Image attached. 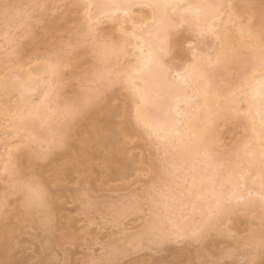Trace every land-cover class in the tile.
<instances>
[{
  "label": "snow or ice",
  "instance_id": "obj_1",
  "mask_svg": "<svg viewBox=\"0 0 264 264\" xmlns=\"http://www.w3.org/2000/svg\"><path fill=\"white\" fill-rule=\"evenodd\" d=\"M47 7L43 3L16 4L5 0L0 4V22L9 30L18 33L29 31L41 21V12ZM83 7H115L124 9V22L113 18L110 14H86V22L72 35L74 39L68 40L54 53V62L48 68L52 80L46 82L44 88L36 86L25 87L21 96H27L32 105L31 111L19 110L15 113L18 128H25L28 122L35 118L39 108L48 103L50 96L58 95L57 89L63 88L58 80L62 77V70L73 65V56L81 58L90 57L94 63L92 78L87 74L80 78V94L70 105H66L58 115L59 124L63 130L52 133L50 144L63 148L70 135V127L77 117L81 116L94 103L99 102L104 92L122 83L130 88L133 103L136 108L138 122L153 130L161 126L159 120L151 125L143 120V113L149 109H159L160 102L172 93L187 91L193 81H203L204 87L191 96H184V103L192 108L186 113L190 119H199L203 114L207 123H210L214 114V107L210 105V98L224 102V109L235 119H245L253 127L254 109L259 107L261 116L259 142L256 143L255 131L253 136L241 142L234 153L235 160L227 179L229 181L259 182L261 188L260 206L261 217L259 223H253L249 231L237 235L230 230L229 239L234 241V247H228L221 256L206 257L199 264H264V0H260V10L253 11L256 5L250 2L234 3L232 0H201L197 3H185L183 0H130L118 5H84ZM140 10L141 23H137L132 16L133 10ZM131 26L126 27L128 22ZM118 24L119 27L112 32L104 29L106 24ZM184 28L192 33L196 39L197 47L204 51L197 53L183 70L176 73L170 70L165 63L164 55L158 54L153 48V42L163 37L167 41L172 31ZM145 46H134L135 63L124 65L122 60L129 56V38L137 41L145 39ZM241 39L236 41L233 35ZM211 41L212 47L207 48ZM164 48L159 53H164ZM219 70L217 74H231L235 70H242L245 81L255 80L259 90L245 91L243 85L238 88H229L227 91L213 90L212 77L208 69ZM223 79V77H221ZM101 87L104 91H101ZM8 86L5 85L7 91ZM208 128L201 130L198 137L193 138L189 130L187 136L179 131L173 134L180 138L183 151L191 156V168L194 170L197 158L203 157L206 167L213 168V155L205 144V135ZM57 136L59 137L57 139ZM34 137L27 142H21L19 147L32 152L34 158L39 154L32 150ZM45 155L50 154L49 149L42 150ZM222 167V165H221ZM3 175L9 180V188L13 195L20 197L24 209L31 211L37 209L45 218H50V208L47 191L37 183V177L31 170L20 171L15 168L4 170ZM212 189L207 196L200 195L197 199L207 204V214L202 213V219L191 231L184 227L185 209L189 206L177 200L174 205H165L161 214L158 205H153V214L156 219L143 234L134 237L121 245L112 243L93 244L89 249V256L84 264H121L120 257L131 251H138L149 246H159L170 241L181 242L190 240L200 242L212 232L217 231L216 223L225 217L230 218L236 211V205L241 201H234L231 197L217 196L215 194L216 176L206 177ZM7 197V193H5ZM211 197V199H208ZM251 203V201H249ZM192 211L197 206H191ZM257 255L260 257L256 259ZM49 264H68L67 261L54 259Z\"/></svg>",
  "mask_w": 264,
  "mask_h": 264
},
{
  "label": "rangeland",
  "instance_id": "obj_2",
  "mask_svg": "<svg viewBox=\"0 0 264 264\" xmlns=\"http://www.w3.org/2000/svg\"><path fill=\"white\" fill-rule=\"evenodd\" d=\"M4 2L5 0H0V4ZM8 2L21 5L43 3L47 7L41 12L40 23L27 32L18 33L14 28L10 31L3 22H0V66L3 72L5 70L4 75L16 74L17 69L21 70V73L18 72L23 75L26 71L36 73L37 70H42L47 65L46 63L56 59L54 53L62 45L74 39L72 34L86 21V17L82 18L83 13L79 12V8L76 9L77 6L75 7L76 4L72 0H8ZM249 2L256 5L253 10L256 13L260 9V0H249ZM136 11V14H142L141 11ZM103 27L104 29L106 27L107 32L113 31L111 24ZM173 33L178 45L172 53L165 57V62L171 71L192 61L190 54L192 47L204 51L197 47L194 35L184 28H178ZM211 46L212 42L209 41L207 48ZM93 63L90 57L81 58L79 55H74L73 65L62 71L63 78L61 77L58 82L64 87L58 90L65 91L66 99L64 98L63 104L77 97V92L80 91V78L91 69L90 65ZM6 69L10 72L7 73ZM123 89L125 90L117 85L107 92L105 95L107 99L102 104L111 100L112 106H115L114 110L118 109L119 114L128 115L127 109L133 118L130 114L132 110L129 111L133 109L129 103L130 95L127 89L123 93ZM0 97L4 99L3 93L2 96L0 93ZM13 98L10 99L16 101L18 97ZM124 115H119L114 120L116 136L119 147L123 146L125 148L123 152L132 155L133 161L135 160L125 177H116L110 182L103 178L104 168L96 151L99 145L93 143L84 146L82 144L83 137L87 131L92 129V118L84 116L79 117L74 123L77 137L69 142V148L56 149L48 158L35 162L36 167L44 172L46 190L53 199L55 198L52 205V216L55 218L50 222V226L53 225L56 232H65H61L64 235L63 238H61V233H59L60 236L58 232L52 234L48 227L39 222L35 223L27 217H18L21 214L19 207L22 200L12 194L9 180L3 175L2 166L6 157L4 152H8L6 148L11 149L10 151L13 150L12 147L15 151L17 149V152H12L14 155L22 153L23 149L17 144L20 141L19 137L17 139L13 136L14 130L7 128L8 120H2L3 124L0 126L6 128L4 130L2 126L0 127V134H2L0 135V230L7 228V230H12L13 234L15 233L11 240L13 246L11 256L15 260L20 256L19 246H23L26 248L25 264H49L54 259L67 261L68 264H84L93 244L112 243L123 246L128 235L136 237L146 232L148 224L155 220L152 212L153 205H158L157 211L161 212L163 203L167 200H180L187 204L189 207L185 209V215L189 217V209L193 200L183 197L187 193L188 182L180 179L172 180L168 175L163 174L168 168L167 157L159 153V147L157 148L153 142L149 143L153 138L149 136L148 141L149 137L146 138L143 135L144 129L139 128L135 119L133 121L136 122V129L134 130V124H131L133 122L126 120L131 117L125 116L126 119H124ZM128 130L131 131L130 134L126 132ZM218 133L217 150L224 154L234 153L241 145V140L247 138L244 123L239 119L223 122L218 128ZM71 158L78 159V165L81 163L79 169H73L68 163ZM54 167H59L61 170L71 169V171L68 172L66 178L57 183L53 172ZM118 208H121L120 212L117 211ZM257 215L258 212L236 210L230 218L225 217L217 222V231L212 232L200 242L170 241L159 246L145 247L121 256V264L138 259L148 264L157 257L168 252H177L179 249H187L192 255V259L187 260L185 264H199L206 257H215L213 253L211 254V250L219 253L217 256H221L226 248L234 247V241L227 236L228 231L243 235L249 231L253 223H259ZM35 218L40 220L45 217L37 212ZM65 234H68L67 238ZM256 259L259 260L260 257L257 255ZM0 261L3 259L0 258Z\"/></svg>",
  "mask_w": 264,
  "mask_h": 264
},
{
  "label": "bare ground",
  "instance_id": "obj_3",
  "mask_svg": "<svg viewBox=\"0 0 264 264\" xmlns=\"http://www.w3.org/2000/svg\"><path fill=\"white\" fill-rule=\"evenodd\" d=\"M72 1L74 2V4H76L75 5V7L77 6L76 9L79 8V12L81 11V13H83L81 15L82 18H85L86 14H89V13L92 14L93 16L97 14L107 13L120 22H124L125 20L123 16L124 9H118L115 7L85 8L83 6L84 5H89V6L118 5V4L130 2V0H72ZM183 2L197 3V2H201V0H183ZM242 2H249V0H237L234 3L239 4ZM136 10H133L134 15L132 16V19H134L137 23H141L142 14L141 15L136 14L137 13ZM259 10L256 12L257 16H258ZM139 11L140 10H138V12ZM111 25H112L113 31L119 27L118 24L116 25L111 24ZM125 26L130 28L131 22L129 21ZM143 35L145 39H142L139 41L129 38L128 50H129V46L131 49L129 50L128 59L122 60L121 61L122 64L131 65L135 63L133 59V55L135 54L134 46H136L137 44L143 45L145 46V48H147V45L145 43V41L147 40V35L146 33ZM233 39L236 41H239L241 38L238 35L234 34ZM177 45H178V42L174 38L173 31L171 32L167 41H164L163 37H161L159 41L153 42L154 50L157 51L158 54L164 55V58L168 54L172 53L175 47H177ZM160 48H164L166 51L164 53H159ZM200 50L198 48L193 49L192 47L191 52H190L192 59L197 53L202 52ZM54 61L52 60L51 62H54ZM51 62L49 61L48 63H46L47 65L44 64L46 66H44L42 70L40 69L37 70L36 73L35 72L32 73L33 71H30V72L26 71L24 75L20 74L21 70H18V69H17L16 74H10V75L5 74L4 75L5 70L3 72V68L0 66V93H1V96L3 93V97H4V99L0 97V117L4 116L1 118V121L2 120L5 121L6 119L8 120L7 128L9 127L11 128V130H14V132H12L14 134L13 136L16 137L17 139L19 137L20 139V141L17 144H20L22 141L27 142L31 137H34L35 139L32 143V150L35 153L39 154V158H34L32 152L22 148L23 149L22 153L18 155H14L12 154V152L15 151L14 150L15 148L10 146L12 147L13 150L10 151L11 149L6 148L8 152L7 153L4 152V155L6 154V157L3 155V157L5 158L3 160L4 165L2 166V169L11 170L15 168L20 171H28L30 169L32 174H34L38 178L37 183L40 186H42L45 190L47 186L45 184L44 172L36 167L35 162L37 160H43V159L48 158L49 155H51L53 151L56 149L69 148L70 146L69 142L77 137L76 127L74 125L75 123L74 122L70 127V135L63 148H58L55 144L49 143L52 140L53 132H58V131L63 130L62 126L59 124L58 115H54L53 113L54 112L59 113V111L62 110L66 105H70L71 103H73L77 99V97L67 100L66 104H63V102L65 101L64 98L66 99L65 91L63 89H60V90L57 89L59 94L50 96L48 103L44 106H41L39 108L38 113H34L35 118L30 120L25 128H18L17 123H16L15 113L19 110H24L26 112L31 111L32 105L28 102L29 98L26 95L21 96V90L22 88L36 86V85H38L41 88H44L46 85V82L51 81L53 79L49 72V68H48L49 63ZM187 65L181 68H176L172 71L176 73H183V70ZM21 69H22V66H21ZM8 71L10 72V70ZM18 71H20V73ZM92 71L93 69L91 68L90 70L86 72L89 79L92 78ZM218 71L219 70L217 69H212V68L208 69V72L210 73V76L212 77L213 90L218 89L222 92H225L229 88L234 89V88L241 87V85H243V88L245 91H251L253 89L257 91L259 90V85L255 80L245 81L242 70H235L231 74H223V73L217 74ZM62 76H63V72H62ZM221 77H223V79H221ZM5 85L8 86L7 91L5 90ZM117 85L125 88V90L126 89L128 90L127 92L129 93L130 96L129 95H126V96H129L131 98L130 102L129 101L128 102L133 108V109H130L129 107L130 109L129 111L132 110L130 114L133 115V118L131 117V115H129V112L127 109H126L127 111L126 113H128V115L126 114L124 115L122 112H121L122 114H119L118 109H117L118 111L114 110L115 106H112L111 100L110 101L108 100L104 105L102 104L104 103L105 99H107V97L105 96L107 92L117 87ZM203 87H204L203 81H193L191 83L190 88L186 92L182 90H178L172 93L171 95H169L163 101H161L159 109H149L145 111L143 113V120L147 124L151 125L154 121H157V120L161 122V126L158 129L153 130L152 127L150 126L145 127L144 124L138 122L137 117H136V108L133 103L132 93L130 91V88L128 86H125L122 83H117L115 86L111 87L109 90L104 92V95L101 97L99 102L94 103L81 116H79V117L84 116L87 118H92V129L87 131V134L82 139V144L84 146L86 145L89 146L93 143H96L99 145L96 151L98 154V158L100 159L101 164L103 165V168H104L103 178L107 182L112 181L116 177H121V178L125 177L129 173L132 165L135 163V160L133 161L134 158L132 155L128 154L127 152L126 154L123 152L125 150L123 146L121 147L123 148V150L119 147L120 145L118 144V140L116 136L117 130L115 129L116 124L114 120L119 115L120 116L124 115V117L130 116L131 118L126 119L125 117L124 119L130 120L131 122H133L131 124H134L133 126L134 130L136 129L135 125L137 122V124L140 126L139 128L144 129L143 131L145 134L143 133V135L146 138H148L149 136L153 138V140L151 138L152 141H150L149 143L151 144L153 142L154 145L157 146V148L159 147L158 148L159 153L167 157L166 160H168V168L164 170L165 172H163V174L168 175V177H170L172 180L180 179L183 182H188L187 193H185L183 197L187 200H190V199L193 200L191 202L192 203L191 206L193 204L197 206L196 211H192V208L190 206L189 217L187 218L188 215H185L184 227L188 231H191L193 228H195L198 225V223L203 218L202 213L204 215L207 214V204L205 203V201L198 200L197 198L202 194L207 196L209 191L212 189V185H210L206 179V177L209 175L216 176L214 191L217 196L231 197L234 201L240 200L241 202L238 205H236V210L245 211V212H258L257 219L259 221L261 217L260 195L262 191L259 186V182H257L256 184H253L251 183V181H247V182L240 181L239 183H236L235 181H229L227 177H228L229 172L232 170V167H233L232 162L235 160L234 153L236 151L234 153L227 152L224 154V153H219L217 150V145H218L217 142L219 140V137H218L219 136V133H218L219 126L227 120L235 119L231 116L230 113H228L224 109V102L216 101L214 98H210L211 106L214 107L216 104H219L218 108L214 107V114H212L211 116L210 123L206 122L203 114L200 115L199 119H195V120L190 119L188 115H185L186 113H191L192 108H190L187 104L184 103V96L185 95L191 96L193 93L198 92ZM125 90L123 89V93L125 92ZM101 91L102 92L104 91L103 87H101ZM79 94H80V91L77 92V96ZM15 96L18 97L16 101L10 99V98L14 99L13 97ZM258 112H259V107L257 106V108L254 109L253 111V119L255 121V124L253 127L255 131V137H256L257 144L259 142L260 121H261V116L257 114ZM79 117H77V119ZM134 119L136 120L135 123L133 121ZM239 120H241L244 123V129L247 134V138L252 137L253 127H250L248 125L247 120L245 119H239ZM1 121H0V124H3V121L2 122ZM173 127L175 131H179L182 135H185V136L189 134V130H190L191 134L193 135V138L198 137L202 129H204L205 127L208 128V132L205 135L204 139H205V144L209 147L213 155V158H214L213 164L215 166L214 169L206 167V161L204 160V158L199 157L197 158V164H196L195 169L189 170L191 168L192 158L191 156L187 155L181 148L180 138L176 137L173 134ZM5 128L6 127H3L4 130ZM130 129L132 130L131 127ZM126 132H129L128 134H130L131 131L128 130ZM150 137L148 138V141L150 140ZM58 138L59 137L57 136V139ZM243 140H241V142ZM43 149H49L50 154L45 155L42 151ZM15 152H17V149ZM129 156H132V157H129ZM68 163L72 165L73 169H79V166L81 165V163H79L78 165V159L76 158H71L68 161ZM59 167L53 168L54 170L53 172L55 173V180L57 183H59L60 180H63L64 178H66L68 175V172L71 171V169L61 170V168ZM54 199L48 193L50 218H44V219L37 220L35 218V215L37 212H40V211L37 209L26 211L24 209L23 203H21L19 207L21 214L18 217L19 218L27 217L30 220H33V222L35 221V223L39 222L41 225L48 227V230L53 234L56 231H54L53 225H52L53 227L50 226V222H52V219L54 220L55 218V217L53 218L52 216V212H53L52 205L55 202ZM208 199H211V197H208ZM249 201H251V203H249ZM174 202H175L174 200L165 201L162 206V211L163 212L165 211V207H164L165 205H174ZM120 209L118 208L117 211L120 212ZM154 222L155 220H153L150 224H148L146 231L149 229V227ZM214 223H217V222L214 221ZM61 232L65 233L63 231ZM61 232H58L57 234L59 235V233ZM69 234L71 233L69 232ZM14 235L15 233L13 234V231L7 230V228H3L2 230H0V258L3 259V261H0V262H3L4 264H25L27 260L25 247L19 246L21 250L19 253L20 256H18L16 260L11 256V250L13 249L11 240ZM65 235L67 238L68 234H65ZM53 237L55 240H57L55 236ZM63 237L64 235L62 234L61 238ZM133 238L134 236L128 235L125 241L127 242ZM179 250L177 252H168L165 255H162L160 257L153 259V261L151 260L152 262L148 264H185L187 260L192 259V255L191 253H189L187 249H182V250L179 249ZM212 253H213V256H217L219 254L211 250V254ZM142 261L143 260L138 259V260L132 261L127 264H147V263H143ZM190 264H198V263H190Z\"/></svg>",
  "mask_w": 264,
  "mask_h": 264
}]
</instances>
